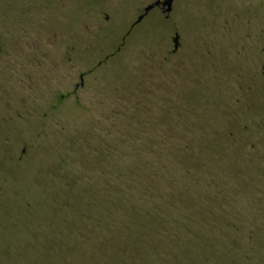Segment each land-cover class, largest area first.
I'll return each instance as SVG.
<instances>
[{
  "label": "rangeland",
  "instance_id": "rangeland-1",
  "mask_svg": "<svg viewBox=\"0 0 264 264\" xmlns=\"http://www.w3.org/2000/svg\"><path fill=\"white\" fill-rule=\"evenodd\" d=\"M150 1L0 0V106L20 111V138L0 142V264H67L64 239L90 230L64 221L97 216L99 202H112L99 190L130 170L158 173L188 200L229 177L237 218L264 244L257 30L227 26L225 6L211 0H175L131 28ZM192 158L205 186L184 173ZM227 207L220 214L235 219ZM253 253L249 264H264V251Z\"/></svg>",
  "mask_w": 264,
  "mask_h": 264
},
{
  "label": "trees",
  "instance_id": "trees-1",
  "mask_svg": "<svg viewBox=\"0 0 264 264\" xmlns=\"http://www.w3.org/2000/svg\"><path fill=\"white\" fill-rule=\"evenodd\" d=\"M192 160L187 164L192 175L187 170L184 173L194 184L205 186L207 183L198 179L204 166ZM157 175L146 178L136 176L134 170L120 172L115 175L119 187L99 190L100 197L110 194L106 202H112L108 206L99 202L97 216L84 212L77 218L70 213L64 227L90 231L63 238L67 264H249L252 255L256 256L254 249L264 251L255 234L258 230L244 227V220L237 218L240 211L234 210L226 190L227 174L224 182H219L221 176L213 178L217 181L209 183L207 191L196 189V199L191 200L181 192L175 194L174 189L168 192L167 181ZM161 181L165 185L160 186ZM198 201L208 211L200 209ZM227 203L228 215L236 217L233 220L220 214L219 208Z\"/></svg>",
  "mask_w": 264,
  "mask_h": 264
},
{
  "label": "flooded vegetation",
  "instance_id": "flooded-vegetation-1",
  "mask_svg": "<svg viewBox=\"0 0 264 264\" xmlns=\"http://www.w3.org/2000/svg\"><path fill=\"white\" fill-rule=\"evenodd\" d=\"M163 1L164 0H151L149 3H147V5L142 9L141 13L137 16V19L131 24V28L142 24L143 21L150 15H166L170 13H165L163 11ZM174 2L175 0H173V3ZM210 2H220L225 6V10L221 13L220 16L221 19H223L224 24H226L227 26H235L240 23L241 27L243 28H246L248 30H257L255 39L257 41L259 40V44L262 43V45H264V0H211ZM151 5L154 6L149 8ZM173 41L175 47L174 50L176 51L179 49L181 44V35L179 32H175ZM1 58L4 59V57L2 56ZM0 62H5V59H0ZM1 68L4 67L0 65V69ZM16 76H18V73H16ZM83 77L84 75L81 74V80H83ZM82 86L83 81L77 84V88ZM3 108L4 104L2 107L0 106V142L7 140L17 141L20 138V111L17 109V105H15L14 107V103L11 113H8L7 115L4 113ZM25 152L26 146L22 149V153Z\"/></svg>",
  "mask_w": 264,
  "mask_h": 264
},
{
  "label": "water",
  "instance_id": "water-1",
  "mask_svg": "<svg viewBox=\"0 0 264 264\" xmlns=\"http://www.w3.org/2000/svg\"><path fill=\"white\" fill-rule=\"evenodd\" d=\"M172 3H173V0H164L163 1V11L165 13H168V12H171V9H172ZM154 5H151L149 8L153 7ZM148 8V9H149Z\"/></svg>",
  "mask_w": 264,
  "mask_h": 264
}]
</instances>
